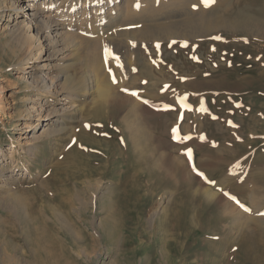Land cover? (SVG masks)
<instances>
[{"label":"rangeland","instance_id":"374dc122","mask_svg":"<svg viewBox=\"0 0 264 264\" xmlns=\"http://www.w3.org/2000/svg\"><path fill=\"white\" fill-rule=\"evenodd\" d=\"M132 4L134 21L154 19L139 22L157 39L145 30L123 39L122 78L109 79L116 97L94 107L80 94L63 132L44 136L35 156L15 154L27 171L0 187V264H264V0ZM8 42L0 29V97L9 104L0 103V153L18 148L29 95ZM62 194L73 205L63 212ZM226 202L239 223L225 218Z\"/></svg>","mask_w":264,"mask_h":264},{"label":"bare ground","instance_id":"6f19581e","mask_svg":"<svg viewBox=\"0 0 264 264\" xmlns=\"http://www.w3.org/2000/svg\"><path fill=\"white\" fill-rule=\"evenodd\" d=\"M80 2H82L81 5H79ZM132 3L133 0H0V20L3 21L0 29L5 35L9 36L8 45L12 49L11 52L20 54V56L17 57L18 62L15 69L19 74L18 80L24 84V88H21V90L26 89V91L29 92L25 100L26 104L24 105V110L22 111L23 115H20L23 122L16 125L21 132L20 135L16 137V142L19 146L17 149L11 147L8 149L9 152L4 151L0 153V187H4L8 181L16 176L26 175L21 171L24 170V172H26L27 168L22 169L19 167L16 161H14V156L19 154L20 151H24V153L28 154L30 157L35 156L36 145L41 142L44 136H54L59 132H63V128H61L62 125L60 126L61 129L58 127L60 120L76 108L75 100L80 94L91 96V106L94 107L99 103L109 102L111 98L116 97V94L112 90L113 88L111 89V85L109 84V79L110 74L115 75L118 79L122 78L121 72L118 69L119 64L117 60L119 58L118 55L126 53L127 50L123 48L126 47L127 40L125 41L123 39L129 38L134 32H141V30H145L144 37L142 35L144 33L142 32L139 33L140 35L134 34V37L142 36L147 41L154 42L159 35L158 30L148 25L149 23L146 24L147 28L135 26L140 21V15L142 13L138 14L139 20L134 21L138 16L133 13L134 9ZM145 15L147 14H142L143 17ZM145 17L144 19L148 20L150 16L148 15L147 18ZM141 20L143 21V19ZM153 20L154 19H152V21ZM155 23L157 25L158 22ZM139 24H144L143 26H146L145 23L142 22H139ZM137 40L139 39H132L133 43L131 44H134L135 47H137L135 45ZM131 47H127L128 50L131 49ZM133 52V56L136 55V50ZM112 55H115L114 59H112L113 57H109ZM109 59L112 60V64H109ZM108 64L112 66L111 68L115 69L112 70V73H109L110 67ZM21 90L20 92H22ZM11 96L9 95V97ZM50 96L56 98L54 104L49 103L50 100L48 97ZM114 100L115 99H113L112 102H114ZM4 101V96L1 95L0 103L4 104ZM134 104L136 103L134 102ZM5 105H9L7 100L5 101ZM41 127L44 128L40 133H37ZM133 140L135 141V139ZM8 164L12 169L4 171L3 167H6ZM205 189L206 188H204V190ZM9 192L11 193V190ZM203 194L209 201L218 199V195L208 189H206L205 192L203 191ZM63 196L64 197L62 198L61 196V199L58 201V206L62 210H60L61 212L68 210L69 206L70 208L73 206L72 197H70V195L66 196V194ZM15 199L17 200V197ZM80 199V197H76L78 201L76 205L80 206L78 207L79 209H83L85 204ZM88 200V204L93 205L91 201L93 200L92 197ZM88 204L86 203V205ZM251 204L256 205L254 202H251ZM224 205V212H226L224 214L225 218L231 217V220L233 219L235 221H233V223H239V211L237 212V209L234 208L230 202H226ZM159 207L161 208V206L155 205L150 212V222L157 215L156 213ZM78 208L75 210V217L79 213ZM37 213L40 214L41 212ZM45 213H47V211ZM54 214L56 215L54 209H52L51 215L53 217L55 216ZM41 221L43 220L41 219ZM258 221L264 222V220ZM43 223L46 225V222ZM51 224L53 225V222H51ZM240 225H242V223H240ZM50 226H48V228ZM96 229L98 228L96 227ZM73 241L74 240H72V243H75ZM29 254L31 255V253ZM34 257L37 256L35 255Z\"/></svg>","mask_w":264,"mask_h":264},{"label":"snow or ice","instance_id":"6c2138e0","mask_svg":"<svg viewBox=\"0 0 264 264\" xmlns=\"http://www.w3.org/2000/svg\"><path fill=\"white\" fill-rule=\"evenodd\" d=\"M211 2H214V0H202V3H204L205 6H209ZM132 95H136V93H132ZM188 155L191 156V152L190 151H189Z\"/></svg>","mask_w":264,"mask_h":264}]
</instances>
